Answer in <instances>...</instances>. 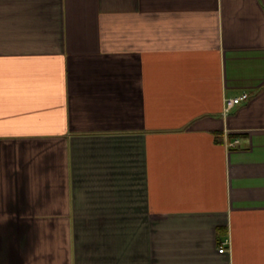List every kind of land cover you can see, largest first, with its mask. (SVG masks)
<instances>
[{
  "label": "crops",
  "instance_id": "obj_1",
  "mask_svg": "<svg viewBox=\"0 0 264 264\" xmlns=\"http://www.w3.org/2000/svg\"><path fill=\"white\" fill-rule=\"evenodd\" d=\"M0 264H264V0H0Z\"/></svg>",
  "mask_w": 264,
  "mask_h": 264
},
{
  "label": "built area",
  "instance_id": "obj_2",
  "mask_svg": "<svg viewBox=\"0 0 264 264\" xmlns=\"http://www.w3.org/2000/svg\"><path fill=\"white\" fill-rule=\"evenodd\" d=\"M250 98V94L248 91H244L242 93H240L239 95L237 96H234V97H229L226 99V104H225V112H230L233 107H235L236 105H239L241 103H243L244 101H247L248 99ZM239 143V139H233V141H230V145L231 146H235ZM227 243H228V240L222 242L220 245H219V249L218 251L220 253H223L227 250Z\"/></svg>",
  "mask_w": 264,
  "mask_h": 264
}]
</instances>
